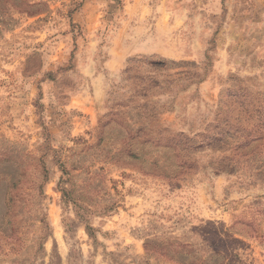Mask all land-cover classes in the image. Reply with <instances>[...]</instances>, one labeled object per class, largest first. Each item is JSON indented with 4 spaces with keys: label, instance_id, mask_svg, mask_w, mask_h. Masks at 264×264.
<instances>
[{
    "label": "rangeland",
    "instance_id": "rangeland-1",
    "mask_svg": "<svg viewBox=\"0 0 264 264\" xmlns=\"http://www.w3.org/2000/svg\"><path fill=\"white\" fill-rule=\"evenodd\" d=\"M0 0V264H264V0Z\"/></svg>",
    "mask_w": 264,
    "mask_h": 264
},
{
    "label": "trees",
    "instance_id": "trees-1",
    "mask_svg": "<svg viewBox=\"0 0 264 264\" xmlns=\"http://www.w3.org/2000/svg\"><path fill=\"white\" fill-rule=\"evenodd\" d=\"M4 3L6 4V5H8V6H12V7H14L15 9H22V7H20L19 5H18V3H17V1L16 0H5L4 1Z\"/></svg>",
    "mask_w": 264,
    "mask_h": 264
}]
</instances>
